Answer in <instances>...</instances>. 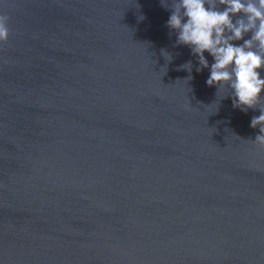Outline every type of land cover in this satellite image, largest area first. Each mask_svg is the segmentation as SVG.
<instances>
[{"label":"water","instance_id":"1","mask_svg":"<svg viewBox=\"0 0 264 264\" xmlns=\"http://www.w3.org/2000/svg\"><path fill=\"white\" fill-rule=\"evenodd\" d=\"M0 264H264V0H0Z\"/></svg>","mask_w":264,"mask_h":264}]
</instances>
